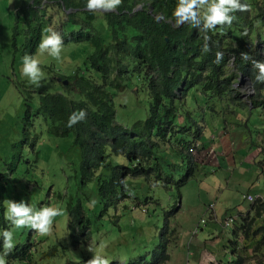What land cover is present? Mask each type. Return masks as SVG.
<instances>
[{
	"label": "rangeland",
	"instance_id": "rangeland-1",
	"mask_svg": "<svg viewBox=\"0 0 264 264\" xmlns=\"http://www.w3.org/2000/svg\"><path fill=\"white\" fill-rule=\"evenodd\" d=\"M248 1L246 4L247 9L250 8L251 17L256 12L260 13V6L264 7V0ZM22 2L23 0H0V207L5 211L4 204L8 199L23 200L37 210L41 207L61 208L63 215L53 219L47 235H41L33 229H14L10 225L16 245L7 254L6 264L82 262L86 258L90 260L94 255L88 250L89 245L108 259L109 264H131L140 260L151 262L155 251H159V255L164 246L171 255L168 264H239L237 261L241 264H264V248L261 246L256 249L259 236L254 237L252 233L247 236L241 229L242 218L250 212L252 203L243 197V190L234 191L229 197L226 196L227 191L220 190L226 188L227 184L222 178H231V174L223 169L207 167L194 174L186 161V165H178L177 175L169 189L161 184L157 186L155 183H158V179L149 184L143 177H129L126 180L130 190L129 197L110 206L105 212L109 206L106 208L98 196L97 179H84L81 169L82 153L74 145V138L51 135L45 119L41 114L35 115L42 92H65V85L58 78L72 76L76 71L85 69L91 46L88 42L63 43L59 59H54L47 53L41 55L37 49L35 55L42 61L40 67L44 77L39 87L30 83L21 74L22 57L26 53L33 55L26 48V38L29 37L26 17H21L19 23L16 19V10ZM142 3L139 1L140 6ZM38 11L40 19L44 11ZM96 12L100 19L105 13L100 10ZM246 12L248 13L243 11V15ZM234 16H237V12ZM99 18L97 21H100ZM38 19L36 23L41 22ZM248 20L253 24V18L248 17ZM16 25L19 34L15 44ZM72 26L73 24L67 27L68 33L73 31ZM49 27L54 31L60 27L56 17L53 23L44 25L42 35L47 34L45 29ZM247 30L248 27L245 28ZM106 32L107 30L104 33ZM255 34L252 37H256ZM132 78L129 87L124 92H118L114 99L116 120L124 127H131L137 120L145 119L149 112L148 91L140 84L136 75ZM241 87L246 97L252 96L248 81L243 82ZM66 93L74 98L79 97L74 89ZM211 95L209 91L193 87L185 102L182 99L173 103L174 108H179L176 110L177 123L186 124L184 128L176 127L181 134L179 139L184 140L186 145L205 130L204 121L214 115L213 108H228L226 102ZM29 108L32 113L27 118ZM261 113L260 109L258 113H254L252 122L257 118L256 114L260 116ZM173 135L175 142L181 144V140ZM190 146L194 148L193 157L205 158L201 145L192 143ZM160 156L164 164L174 163L176 160L173 153H161ZM125 162L124 156L111 153L97 173L109 175L111 165ZM207 184L211 187L210 193L204 189ZM71 198L83 203L87 212L85 214L92 220L88 228L90 237L88 238V234V240L78 245H74L68 229L67 202ZM96 213H103V216H97ZM230 217L235 220L230 226H223L222 223ZM87 224L89 227V222ZM198 224L201 226L195 233ZM263 224L264 217L257 221L254 229ZM185 238V243L191 241L198 245L195 252V256L199 254L198 258L192 255L193 252H189L186 245L180 247L176 244ZM233 240L236 241L235 244L232 243ZM0 243L2 251L1 238ZM26 245L31 246V256L27 260L21 257Z\"/></svg>",
	"mask_w": 264,
	"mask_h": 264
},
{
	"label": "trees",
	"instance_id": "trees-1",
	"mask_svg": "<svg viewBox=\"0 0 264 264\" xmlns=\"http://www.w3.org/2000/svg\"><path fill=\"white\" fill-rule=\"evenodd\" d=\"M139 1L143 2L141 7ZM177 2L121 0L116 9L106 11L101 19L96 10L87 9L86 0H23L16 10L17 23L21 17H26L29 24L26 48L31 54L38 49L44 25L53 23L54 17L60 22L56 32L61 35L64 44L88 42L91 46L85 69L76 71L72 76H62L63 80H69V85L64 87L65 92H42L35 115L41 114L51 135L74 138V145L82 153L84 179H97L98 196L106 208L109 206L105 212L129 197L126 182L129 177H143L149 184L158 179L157 186L161 184L169 189L177 175L178 165H186L188 161V167L194 169L190 145H195L196 140L193 138L186 145L184 140L179 139L181 134L176 127L184 128L185 124L177 123L176 110L179 108L173 105L182 99L185 102L191 88L209 91L211 97L226 102L228 106H244L247 99L252 106L260 104L264 82L255 79L258 69L254 68L253 62H264V7L260 6V13L256 12L253 17L249 14L250 8L245 15L237 11L231 26L220 28L221 25H217L215 29L207 30L210 51L204 53L206 33L203 22L196 27L190 23L177 26L173 16ZM39 9L44 11L40 19ZM248 17L254 19L253 24ZM37 19L41 22L36 23ZM71 24L73 31L68 33L67 27ZM18 34L16 25L15 44ZM253 34L256 37H252ZM217 51L223 53L219 63L216 61ZM241 53H247L249 59L244 60ZM135 75L148 91L149 112L145 119L137 120L131 127H124L116 120L114 99L118 92H124L129 87ZM245 81L251 82L255 90L249 98L243 97L245 91L241 84ZM71 89L76 90L79 97L66 93ZM81 109L86 111V119L71 128L67 127L70 114ZM31 113L29 108L27 118ZM173 134L181 140V144L175 142ZM111 153L124 156L125 164L111 165L109 175L97 173ZM161 153H173L175 162L162 163ZM67 210L68 229L74 245L86 242L91 235L88 228L92 220L86 215L83 203L71 198L67 202ZM96 215L103 216V213ZM263 217L264 201L258 198L252 203L250 212L242 218L241 229L246 235L252 233L254 237L259 236L256 249L264 248V224L254 229ZM5 228L10 229V223L4 219L1 206L0 230ZM30 247L26 245L23 248V259L31 256ZM158 252L155 251L151 262L140 260L131 264H168L171 255L166 246L159 255ZM88 260L67 264H87Z\"/></svg>",
	"mask_w": 264,
	"mask_h": 264
},
{
	"label": "clouds",
	"instance_id": "clouds-1",
	"mask_svg": "<svg viewBox=\"0 0 264 264\" xmlns=\"http://www.w3.org/2000/svg\"><path fill=\"white\" fill-rule=\"evenodd\" d=\"M120 3L121 0H86V7L90 11L100 10L106 12L116 9ZM247 8L248 5L242 3L241 0H178L173 11V16L175 17V23L177 26L183 23H190L192 26L196 27L201 21L203 22V30L206 33L204 36L205 43L203 51L204 53H207L210 51L208 44L210 37L207 35V30H213L217 25L231 26L235 19L234 13L237 11H246ZM45 32L47 34L42 35L37 46L38 53L41 55L47 53L48 56L54 59H59L63 48L61 35L51 27L46 28ZM262 54L264 55V48ZM222 56L223 53L217 51V63H219ZM241 56L244 60L249 59L247 53H241ZM22 60L23 65L21 74L27 77L30 83L39 87L40 81L44 77V73L40 67L42 61L39 60L35 54L29 55L27 53L22 57ZM253 65L255 69H258L255 79L258 82H264V62L254 61ZM59 78L58 80L62 81V83L67 86L64 82L67 79L63 80L62 77ZM86 114V111L83 109L72 112L68 118L67 127L71 128L77 122L85 120ZM184 123L185 122H182V124ZM199 135L200 134L196 137ZM190 151L194 152V148H190ZM4 208V219L10 223L12 228L33 229L41 235H47L50 232L53 219L57 216L63 215V209L61 208L41 207L37 210L33 205L26 203L23 200L15 201L8 199L4 204ZM0 238H2L3 241L2 251H0V264H6L5 258L7 257V254L13 250L16 241L14 240L13 231L8 228L0 230ZM88 250L92 251L94 255L87 261V264H109L110 261L104 256L98 254L90 245L88 246Z\"/></svg>",
	"mask_w": 264,
	"mask_h": 264
},
{
	"label": "crops",
	"instance_id": "crops-1",
	"mask_svg": "<svg viewBox=\"0 0 264 264\" xmlns=\"http://www.w3.org/2000/svg\"><path fill=\"white\" fill-rule=\"evenodd\" d=\"M246 102L244 106L230 104L228 108L224 105L223 108H213L214 115L204 121L205 130L194 138L195 143L201 145L205 158L194 156L193 170L195 174L203 168L212 167L229 172L230 179L222 178L226 180V188L220 189L227 191L228 197L234 191L243 190V195L264 198V89L259 105L252 106L248 99ZM259 109L261 115L256 114L257 118L252 122L254 113H258ZM204 189L210 193L211 187L207 184ZM185 241L186 238L176 244L180 247L186 245L195 256L198 245ZM198 255L195 257L198 258Z\"/></svg>",
	"mask_w": 264,
	"mask_h": 264
},
{
	"label": "built area",
	"instance_id": "built-area-1",
	"mask_svg": "<svg viewBox=\"0 0 264 264\" xmlns=\"http://www.w3.org/2000/svg\"><path fill=\"white\" fill-rule=\"evenodd\" d=\"M246 199H248L249 201H251V202H254L257 198L255 197V196H253V195H245L244 196ZM234 221V219L233 218H229V219H227L226 220V222H225V224L226 225H229L230 223H232ZM204 222V220H202L201 221V223H203ZM200 226H201V224H198L197 225V227L195 228V230H194V232L195 233H197V231L200 229Z\"/></svg>",
	"mask_w": 264,
	"mask_h": 264
},
{
	"label": "bare ground",
	"instance_id": "bare-ground-1",
	"mask_svg": "<svg viewBox=\"0 0 264 264\" xmlns=\"http://www.w3.org/2000/svg\"><path fill=\"white\" fill-rule=\"evenodd\" d=\"M249 88H250V91L252 92L251 94H253L254 93V91L255 90H253L252 88H253V85H249ZM249 97V96H248ZM250 103V102H249ZM247 195V194H246ZM245 196V195H244ZM245 198V197H244ZM246 199V198H245ZM262 200L264 201V198L262 197ZM230 218H233L234 220H235V218L234 217H230ZM229 219V218H228ZM227 220V219H226ZM226 220L222 223L223 224V226H225V227H228V226H230L231 225V223L229 224V225H226L225 224V222H226Z\"/></svg>",
	"mask_w": 264,
	"mask_h": 264
},
{
	"label": "water",
	"instance_id": "water-1",
	"mask_svg": "<svg viewBox=\"0 0 264 264\" xmlns=\"http://www.w3.org/2000/svg\"><path fill=\"white\" fill-rule=\"evenodd\" d=\"M59 79H61V78H59ZM64 82H65V84H68L69 81L65 80ZM249 85H252V83L250 82Z\"/></svg>",
	"mask_w": 264,
	"mask_h": 264
}]
</instances>
